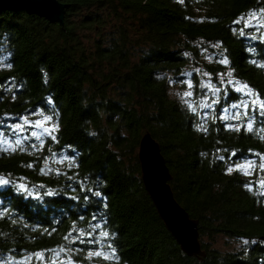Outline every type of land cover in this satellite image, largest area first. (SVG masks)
<instances>
[{"label":"trees","instance_id":"obj_1","mask_svg":"<svg viewBox=\"0 0 264 264\" xmlns=\"http://www.w3.org/2000/svg\"><path fill=\"white\" fill-rule=\"evenodd\" d=\"M59 1L63 24L0 12V135L14 142L10 124L43 118L41 109L59 124L56 139L0 149L9 181L0 184V264L40 250H49L44 264H264V116L221 79L264 96V30L247 24L264 17V0ZM189 81L192 97L175 98L174 86ZM146 132L175 198L199 221L204 257L181 250L145 189ZM246 162L251 176L235 167ZM219 237L248 243L220 250Z\"/></svg>","mask_w":264,"mask_h":264},{"label":"water","instance_id":"obj_2","mask_svg":"<svg viewBox=\"0 0 264 264\" xmlns=\"http://www.w3.org/2000/svg\"><path fill=\"white\" fill-rule=\"evenodd\" d=\"M67 8L68 5L59 0H0V12L25 11L58 24L64 23ZM138 160L145 189L167 230L186 255L204 257L199 221L193 219L175 198L170 184L172 174L159 143L150 132L140 140Z\"/></svg>","mask_w":264,"mask_h":264},{"label":"snow or ice","instance_id":"obj_3","mask_svg":"<svg viewBox=\"0 0 264 264\" xmlns=\"http://www.w3.org/2000/svg\"><path fill=\"white\" fill-rule=\"evenodd\" d=\"M180 2L183 3V0H180ZM259 11L260 12H264V8H260ZM252 17H254L255 19H260L258 16H256L255 13L252 14ZM260 26L262 28H264V24H261ZM249 27H251V25H249ZM216 47H219V45H216ZM220 63L224 64V65H229L230 64V60L227 57H224L223 59L220 60ZM252 63L255 65V64H257V61L253 60ZM10 66L11 65H9V67ZM259 66L261 68H264V63H261ZM46 75L47 74L45 73V76ZM229 75H231V74H229ZM221 76H223V74H221ZM228 83L233 84L234 86L237 85V84L240 85L239 87H236V91L237 92H244L246 95H248L250 97H255V99H253V101H252V107L254 108L256 106H259L260 115L264 116V96H261V94L256 92L249 84L243 83L242 81L229 80ZM188 86L189 87L192 86L191 85V81H189V85ZM214 90L216 92H219L220 88L217 87ZM185 95L192 96L193 93L192 92H186ZM48 103L49 104H53L54 101L51 98H49ZM233 107H235V105H233ZM243 107L247 109V108H249V105L244 104ZM33 114L35 115V112ZM245 114L247 115V113H245ZM41 115L43 116L42 119H36L34 121L35 126L41 128L52 139H56V136H54L53 133L59 130V124L54 122L55 113L53 112V114H45L44 113V109H41ZM235 118L239 119L238 116L235 117ZM24 121H25L26 124L33 123L32 121L29 120V118L27 116L24 117ZM22 127L23 126L20 125V124H16L15 125L16 129H21ZM247 127H248L249 131L252 130L253 124H252L251 121L248 123ZM32 135L36 136L37 134L35 132H33ZM219 159L223 160V159H225V157L221 156V157H219ZM246 163H247V166L249 167V169H251L252 165L249 162H246ZM235 167L237 169H240L242 167V165L237 164ZM228 171H229V173H231L233 171V168H231V167L228 168ZM260 171L264 172V165L260 166ZM246 174H251V173H246ZM8 183H9V181L7 179H4L3 177H0V184H8ZM258 183L260 184L261 187H264V179L259 180ZM246 186L251 187V185H246ZM19 187L21 189H23L24 191H27V186L26 185L20 184ZM49 194L52 195L53 193H49ZM93 195H95L96 197H102L103 194L100 191H94ZM105 207H107V205H105ZM94 219H95V217H94ZM81 234H83V231H81ZM103 235L105 237H108L109 233L108 232H104ZM75 242L76 241H73V243H75ZM244 243L247 244L248 241H245ZM108 247L112 248V252L113 253L115 252V248L112 247V245H109ZM48 251L49 250L36 251V252H34L32 254L30 259L22 257L21 258V264H30V260H35L37 262V264H44V262L46 261V258H47L46 253ZM96 256L97 257L103 256L102 251L101 250H97ZM89 258H91V256ZM110 258H112V257L111 256H103V259H105V260L110 259ZM52 264H56V261H52ZM61 264H75V261L72 260L71 258H66L65 261L61 262Z\"/></svg>","mask_w":264,"mask_h":264},{"label":"rangeland","instance_id":"obj_4","mask_svg":"<svg viewBox=\"0 0 264 264\" xmlns=\"http://www.w3.org/2000/svg\"><path fill=\"white\" fill-rule=\"evenodd\" d=\"M258 16V15H256ZM260 19H255L254 17H250L247 24L248 25H251V27H257L258 29L260 30H264V28H262L260 25L261 24H264V17L262 16H258ZM207 59L209 60H213V59H216L214 57V55H210L209 56L207 55ZM201 72V71H200ZM226 77V78H225ZM224 78L222 77V81L224 82H228L229 80H232V77L230 75H226ZM208 78V76H207ZM234 81V80H233ZM227 84H230V83H227ZM189 83H187V86L184 87L182 85V83H179L177 85L174 86V88L172 89V94L175 98L177 99H180V100H183V102L186 101V99H189L190 97L192 96H187L185 95L186 92H192V86L189 87L188 86ZM191 85H193L191 83ZM233 85V84H231ZM234 86V85H233ZM240 85H235L234 86V89H236V87H239ZM211 89L209 90H212V91H215L214 87H210ZM242 94L245 96V99L248 100V101H253V99L255 98H252L248 95H246L244 92H242ZM235 109H236V106H235ZM236 111L233 110V111H229L228 112V117L232 118L234 115H235ZM36 119H42V118H36ZM36 119H29L30 121H32L33 123L31 124H26L25 121H24V118H22L20 121L16 122V123H11L10 124V127L12 128L10 130V132L14 135V142H21L23 140H29V138H35V139H43L45 138L46 136H49L47 135L41 128L39 127H36L35 126V123L34 121ZM16 124H20L22 125L23 127L21 129H16L15 128V125ZM35 132L37 135L36 136H33L32 133ZM11 141V138L8 137V136H5L4 134L3 135H0V149L1 148H4V149H7V148H11L15 145V143ZM251 165H252V168L249 169V167L247 166V163H242L240 165H242V167L240 168V170L243 172V174L245 176H251L253 175V170L255 168V164L253 162H249ZM264 165V164H263ZM49 170V169H48ZM246 173H251V174H246ZM264 179V177H263ZM245 241L243 240H229V239H226V238H223V237H219L217 242L213 245L214 247L220 249V250H234V249H238L240 246L244 245Z\"/></svg>","mask_w":264,"mask_h":264}]
</instances>
